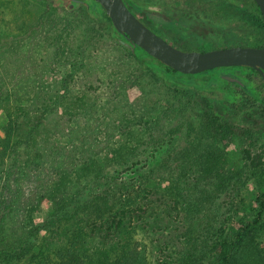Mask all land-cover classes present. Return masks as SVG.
Listing matches in <instances>:
<instances>
[{
	"label": "rangeland",
	"instance_id": "obj_1",
	"mask_svg": "<svg viewBox=\"0 0 264 264\" xmlns=\"http://www.w3.org/2000/svg\"><path fill=\"white\" fill-rule=\"evenodd\" d=\"M124 1L162 38L168 40L159 31L173 29L179 44L173 45L179 49L246 44L256 33L246 6L241 13L223 4L220 7L229 9L226 18L217 16L219 21L208 27L192 28L191 23L180 27L179 21L161 17L180 14L165 4L171 0ZM193 36L202 37L205 45L188 39ZM4 89L20 100L18 107L34 114L42 107L53 108L43 115V132L63 151L71 143L85 144L72 153L71 162L64 165L67 171L94 155L105 158L109 147L124 145L137 148L139 158L124 178L130 183L140 174L157 178L140 188L132 183L137 196L127 210L140 208L141 216L130 217L126 230L109 229L115 220H86L84 214L72 225L50 219L49 230L35 235V245L22 259L0 264H100L119 262L120 257L122 264H134L138 256H146L145 264H177L179 255L192 247L191 239L197 241L194 246L206 241L209 249L217 239L230 240L233 228L258 213L255 199L264 191L263 121L255 119L248 127L239 113L228 115L215 103L212 111L224 115L233 128L225 135H210L201 126V117L209 111L205 98L186 103L182 95L165 89L81 2L0 0V90ZM62 93L58 103L52 102ZM9 108L0 110V139L8 127ZM1 152L0 147V156ZM46 159L44 167L30 170L24 179V196L34 189L37 178L58 174L52 169L58 152L48 151ZM71 184L66 194L81 189L91 194L83 180ZM49 212V201H42L30 215L31 222L43 221ZM28 217L21 209L16 221L29 225ZM79 228L82 237L74 236ZM249 229L238 264H264V210ZM203 255L195 258L198 264H206Z\"/></svg>",
	"mask_w": 264,
	"mask_h": 264
},
{
	"label": "trees",
	"instance_id": "obj_2",
	"mask_svg": "<svg viewBox=\"0 0 264 264\" xmlns=\"http://www.w3.org/2000/svg\"><path fill=\"white\" fill-rule=\"evenodd\" d=\"M80 2L86 6L95 19L102 23L110 37L127 49L138 65L149 71L165 89L179 93L186 103L190 100L195 102L198 98H205L209 109L201 117V126L205 128V131L212 136L225 135L231 131L233 128L231 124H227L223 117L212 111L213 98L222 93L225 87V81L220 76V68L196 74L176 71L150 56L142 48L127 41L113 28L109 17L97 2L93 0ZM256 10L259 12L257 7ZM256 22L261 27L264 25L260 15H256ZM63 96L64 93L57 95L52 102L58 103ZM19 101L10 91L0 90V110L6 105L10 106L7 117L8 127L4 129V138L0 139L2 149L0 156V263L22 259L24 254L35 245V235L49 230L50 219L61 224L70 221L69 224L72 225L77 224L81 214H84L87 216L86 220L91 217L94 220H115L114 227L109 225V229L124 231L130 217L133 218L138 213L137 216H141L140 208L128 212V204L135 203L136 187L147 186L146 181L157 178V176L140 174L132 182L136 187L130 183L129 179L124 178L123 174L127 169L139 162L137 148L128 149L124 145L113 149L109 147L105 158H97L94 155L81 167L67 171L64 165L68 166L72 153L76 149L83 148L85 144L71 143L70 147L63 151L62 146L52 143L47 132H43V115L53 108L42 107L40 113L34 114L25 107H18ZM95 147L96 145L92 143L91 148ZM50 150L58 152V159L53 161L55 165H52V169H57L58 174L46 179L37 178L34 189L24 196V179L28 178L30 170L44 167L47 152ZM21 153L24 154L23 159L20 157ZM74 180H83L88 188L87 192L91 194H86L82 189L66 194L65 192L71 188ZM45 200L50 203V212L43 221L33 224L30 215L37 212L40 204ZM255 201L258 207L256 217L233 228L230 240L222 237L207 249L209 244L206 241L201 244L196 243L194 246L193 242L197 241L191 239L189 244L192 247L179 255L180 259L177 264H198L195 258L203 253V257L207 259L206 264H238L245 235L251 230L249 229L250 224H255L261 219L264 210V191L256 197ZM24 203L26 204L23 205ZM113 206H116V209ZM21 209L29 213V225L25 221H16ZM80 228L82 229V226ZM80 228L77 230L79 233L74 236L82 237ZM134 230L136 232V228ZM76 245H79V241ZM118 260L119 262H116V259L110 261L111 263L101 262L100 264H122L123 259L120 257ZM133 262L134 264H145L146 256H138L133 259Z\"/></svg>",
	"mask_w": 264,
	"mask_h": 264
},
{
	"label": "flooded vegetation",
	"instance_id": "obj_3",
	"mask_svg": "<svg viewBox=\"0 0 264 264\" xmlns=\"http://www.w3.org/2000/svg\"><path fill=\"white\" fill-rule=\"evenodd\" d=\"M71 1L72 3H76L82 0L80 1L71 0ZM171 1L172 2H165V4L168 3L171 6L172 11H179L180 14L179 15L177 13L176 15L165 14V15H161V17L169 22L179 21L180 27H184L186 24L191 23L194 26L192 28L195 27L200 28V26L208 27L209 25H212L214 21H219L220 18L218 19L217 16H225L226 18L227 16L226 13L227 11L229 12V9L228 7L227 8L220 7L223 4H231L232 6H234V9H236L237 12H241V13L244 12V7L246 6L247 9L250 11V17H251L250 21L252 22L256 30V33L253 36V41L246 44L240 43L230 46L262 47L264 44V25L262 27L259 26L258 22H256V15H260V17L263 20V24H264V19L260 10L259 12H257L256 7L258 8V6L254 2V0H171ZM174 4H179L184 7H178L176 9L175 8L176 6H174ZM185 5H191V7ZM147 24L145 25L147 26ZM196 24L199 26H197ZM148 25L152 27L150 24ZM155 30L159 31L157 29ZM172 31L173 29H169V30L167 29V31L164 30L162 32L161 31L159 32L163 34L166 38H168V40L172 43V45L173 44L179 45L175 43L174 41L175 36L171 34ZM195 36L190 37L188 39L194 42H201V45H205L204 44L205 41L202 40V37L200 36L195 37ZM188 39H185L184 41H187ZM168 40L166 41L169 42ZM209 43L213 44L214 42H209ZM230 46L221 47V46L213 45L209 49H204V50L194 49V48L189 49L187 47H183V48H185L186 50L207 51L210 49H214L216 47L224 48ZM217 68L221 69L220 76L225 81V87L222 93H220L215 98H213V102H214L213 106L215 105V103L218 104L225 110L226 114L228 115H233L234 112H236L237 114L239 113L241 115V118H243L245 121L248 122L247 123L248 127H251L255 124L254 121L255 119L262 120L264 123V69L258 70L256 68H252L247 65H232V66H222ZM227 69L228 71L226 73L223 72ZM220 117H223V119L226 118L224 117V115H220ZM245 130L246 132H248L250 129H245Z\"/></svg>",
	"mask_w": 264,
	"mask_h": 264
},
{
	"label": "water",
	"instance_id": "obj_4",
	"mask_svg": "<svg viewBox=\"0 0 264 264\" xmlns=\"http://www.w3.org/2000/svg\"><path fill=\"white\" fill-rule=\"evenodd\" d=\"M93 1L104 9L119 34L161 63L181 73L196 74L232 65L264 69V44L262 47L230 46L207 51L179 49L146 26L127 7L124 0ZM254 2L264 19V0Z\"/></svg>",
	"mask_w": 264,
	"mask_h": 264
}]
</instances>
